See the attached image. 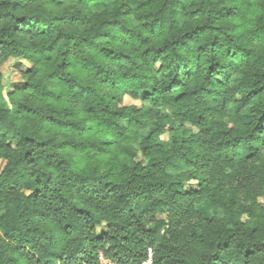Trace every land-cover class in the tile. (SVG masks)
I'll use <instances>...</instances> for the list:
<instances>
[{
    "label": "trees",
    "instance_id": "1",
    "mask_svg": "<svg viewBox=\"0 0 264 264\" xmlns=\"http://www.w3.org/2000/svg\"><path fill=\"white\" fill-rule=\"evenodd\" d=\"M8 57L0 264H264V0H0Z\"/></svg>",
    "mask_w": 264,
    "mask_h": 264
},
{
    "label": "rangeland",
    "instance_id": "2",
    "mask_svg": "<svg viewBox=\"0 0 264 264\" xmlns=\"http://www.w3.org/2000/svg\"><path fill=\"white\" fill-rule=\"evenodd\" d=\"M31 64L22 58H14L8 57L2 60L0 64V72L2 74V80L0 83V107L8 108V93H12L16 89L24 87L25 85V73L30 69ZM120 106H129L134 105L137 108L141 106V102L139 100H132L128 97H123L122 102L119 103ZM145 110L150 107L149 103H144ZM146 114V123H150L152 118L150 116L149 110L145 112ZM146 124L145 128H132L129 134V137L123 141L114 140L108 145V150L104 153L101 160L98 162L100 166L105 167L117 163L120 159L127 157L128 159H132L135 162H139L141 164L145 163V159L140 151V142L146 136L148 131V125ZM187 128H190L189 124L184 125ZM87 127L90 128L91 124L88 123ZM193 132H196L194 128H191ZM161 139L166 142L169 139L168 133H164L161 135ZM4 166V161L0 160V172ZM188 182L184 183L186 185ZM189 187L193 186L196 188L195 182H189ZM259 203L264 207V199H260ZM197 209L201 212L204 217H210L213 215L208 202H204L200 205H197ZM218 216H222L223 213L218 211ZM243 222L248 224L249 226L253 225V222L247 218V216L243 215ZM96 231L98 236L105 231V225L101 224L96 227Z\"/></svg>",
    "mask_w": 264,
    "mask_h": 264
},
{
    "label": "built area",
    "instance_id": "3",
    "mask_svg": "<svg viewBox=\"0 0 264 264\" xmlns=\"http://www.w3.org/2000/svg\"><path fill=\"white\" fill-rule=\"evenodd\" d=\"M150 252H151V250L149 249V259L147 262H145L143 264H147L150 262V257H151ZM98 260H99V264H119V263L113 262L110 259L105 258L104 255L102 254V252H99Z\"/></svg>",
    "mask_w": 264,
    "mask_h": 264
}]
</instances>
